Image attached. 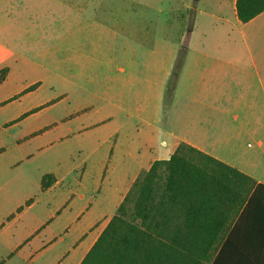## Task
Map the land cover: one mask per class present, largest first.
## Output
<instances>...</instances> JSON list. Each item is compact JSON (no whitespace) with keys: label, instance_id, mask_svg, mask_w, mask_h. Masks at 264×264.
Segmentation results:
<instances>
[{"label":"crops","instance_id":"crops-1","mask_svg":"<svg viewBox=\"0 0 264 264\" xmlns=\"http://www.w3.org/2000/svg\"><path fill=\"white\" fill-rule=\"evenodd\" d=\"M236 3L185 0L175 18L156 0H0V108L14 112L16 145L51 130L24 123L48 87L72 108L47 143L83 154L80 179L55 173L17 257L0 249V264H81L139 177L181 144L264 185V12L241 23Z\"/></svg>","mask_w":264,"mask_h":264},{"label":"trees","instance_id":"trees-1","mask_svg":"<svg viewBox=\"0 0 264 264\" xmlns=\"http://www.w3.org/2000/svg\"><path fill=\"white\" fill-rule=\"evenodd\" d=\"M236 12L248 23L264 12V0H237ZM6 75L0 71V83ZM54 182L44 176L42 191ZM246 237L258 241L249 245ZM81 264H264V185L181 144L139 177Z\"/></svg>","mask_w":264,"mask_h":264},{"label":"rangeland","instance_id":"rangeland-1","mask_svg":"<svg viewBox=\"0 0 264 264\" xmlns=\"http://www.w3.org/2000/svg\"><path fill=\"white\" fill-rule=\"evenodd\" d=\"M184 1L156 0L163 15L173 9L175 18L182 17ZM59 90L44 87L39 91L40 98L30 99L29 108L41 109L25 120L29 132L49 127L51 130L29 137L23 146L18 147L15 143L20 128H10L12 124L6 121L14 112L11 108H0V249L4 250L5 257H17V246L26 240V229L36 222L38 212L48 201L40 188L42 177L46 174L55 176V173L59 179H80L81 176V168L76 172L73 169L81 163L83 154L69 140L47 143L55 124L60 125L64 110L72 108L70 101H60ZM11 136L13 139L9 138ZM40 139L45 140V144H41ZM28 202L31 204L27 205ZM5 245H12V251L5 250Z\"/></svg>","mask_w":264,"mask_h":264}]
</instances>
